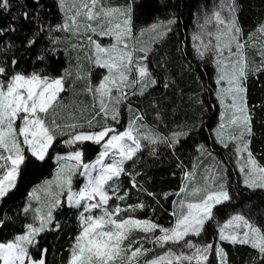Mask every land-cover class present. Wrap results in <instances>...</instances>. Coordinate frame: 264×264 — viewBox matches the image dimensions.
Returning <instances> with one entry per match:
<instances>
[{
    "label": "snow or ice",
    "instance_id": "1",
    "mask_svg": "<svg viewBox=\"0 0 264 264\" xmlns=\"http://www.w3.org/2000/svg\"><path fill=\"white\" fill-rule=\"evenodd\" d=\"M54 3L61 13V22L56 25L42 20L41 0H0V16L7 17L0 25V57L22 47L33 65L32 70L20 68L23 56H14L10 63L0 58V207L15 195L18 180L33 159L45 162L56 144L74 149L56 156L58 163L63 161L54 181L57 192L51 191L53 182H48L43 197L36 189L29 193L23 213L31 216V222L10 240L0 241V264H47L49 249L42 247L44 234L62 230L56 214L65 207L78 213L79 225L68 248L67 264H229L225 243L250 247L256 251L252 264H264V201L253 206L258 210L255 215L251 210H237L226 167L217 169L211 183L201 186L195 182V164L188 169L182 161L177 163L183 187L171 194L179 199L173 201L170 227L151 218L121 215L148 207L144 202L126 203L128 190H121L118 183L122 175L129 177L132 188L146 192L136 179L141 173L129 171L128 163L134 167L148 146H152V157L158 156L155 146L160 144L175 154L182 146V137L197 131L193 125L188 132L161 136L141 123L144 117L138 110L123 130L118 127L121 106L133 111L132 98L150 94L159 84L149 67L154 48L142 44L140 37L154 32L153 43L163 40L178 23L177 17L157 19L138 29L137 9L143 6L139 0H125L118 6L106 0ZM14 7L18 9L15 15ZM240 10L238 0H219L204 24L197 25L199 31L192 34V40L198 59L205 65L211 63L215 71L214 95L222 111L214 140L232 152L240 183L255 193L264 192V164L251 149L254 113L247 93L249 79L264 74V43L255 39V33L245 36ZM25 24L32 25L31 35L20 46L3 41L9 34L23 31ZM208 24L214 25L213 31L206 29ZM255 32L264 35V23ZM55 33H65V39L76 38L71 47L78 56L83 55L86 66L78 60L75 76L68 69L59 75L48 70L61 51V39ZM45 34L47 43L37 48ZM252 49L257 50L258 62L249 59ZM64 52L67 55L66 49ZM97 71L100 78L94 83ZM76 81L82 82L81 94L91 97L92 103L77 104L69 111L65 94L73 91ZM86 142L100 147L96 159L88 163L84 162ZM198 151L208 149L201 144ZM77 175L86 178L79 189L73 183ZM147 195L156 198L155 193ZM112 200L124 202V206L112 205ZM222 213L227 214L226 220L218 219ZM9 220L5 214L0 227ZM210 232L214 235L204 241ZM136 233L142 235L134 238Z\"/></svg>",
    "mask_w": 264,
    "mask_h": 264
},
{
    "label": "trees",
    "instance_id": "2",
    "mask_svg": "<svg viewBox=\"0 0 264 264\" xmlns=\"http://www.w3.org/2000/svg\"><path fill=\"white\" fill-rule=\"evenodd\" d=\"M141 0L142 7L137 9L139 13L137 25L144 27L151 24L157 19L170 18L175 15L178 23L174 26L173 31L168 34L164 42H170L168 48V64L170 65V76L161 75L159 77V86L150 94H146L143 98L144 102L132 100V107H135L144 117V122L148 121V125L152 128L159 129L164 137H169L173 132H188L194 125L197 131L189 136L182 137V146L179 151L173 152L164 144L155 146L158 153L157 157L149 155V148L143 150L141 159L133 167L129 162L127 167L129 171H138L141 173L136 179L146 190L134 189L130 185V179L126 175L120 177L121 190H128L127 204H136L144 202L148 207L143 210H137L135 213L124 212L122 216L132 215L139 219L151 218L158 224L165 227H170L172 223L173 201L176 200L172 193L179 192L182 188L183 175L177 163L182 161L188 168L192 169L193 164L202 166L215 159L208 157L207 161L204 158H199L198 145H205L208 151L205 154L209 156L212 152L217 153L223 158L226 165L229 181L232 185V191L235 195L233 204L237 205V210H251L255 215L258 211L253 208L254 205L261 204L264 201V192L257 191L255 193L243 188L241 176L238 173L236 159L229 149H224L222 145L214 140V132L219 119V104L214 95L215 83L213 77L215 75L214 67L211 63L205 65L198 59L196 53L191 46L192 33H194V20L199 14L207 15L211 13V9L216 3V0ZM15 2V0H14ZM44 9L40 12L42 20L47 24L56 25L61 22V13L55 6L54 0H41ZM208 4L202 10L203 4ZM241 10L239 12V20L243 26L245 36L249 33H255V39L259 43H264V35L255 32L257 27L264 23V0H238ZM167 5L165 8L163 5ZM30 8H35L34 4H30ZM17 8L14 7L12 14L17 13ZM203 11L204 13H201ZM200 17V18H201ZM7 19L5 16H0V25ZM32 25H24V30L15 34H9L3 38L4 42H12L20 46L21 41L26 40L31 35ZM64 33H55L60 39ZM74 42V38H73ZM163 42V43H164ZM47 43V35L41 40L37 48ZM159 46V45H158ZM61 51L58 53V60L51 62L49 71L54 75H59L60 71L67 67L74 68L77 63V52L72 49L70 44L64 43L61 39ZM67 50L65 55L64 50ZM36 49H33L35 52ZM257 50L249 51L250 60L258 62L259 57L256 54ZM163 50L159 55L162 56ZM162 54V55H161ZM19 59L23 56L19 67L27 70H32L33 65L28 56L24 54L21 47L19 52L10 51L5 56L0 58L6 59L9 63L12 58ZM159 56V57H160ZM158 57V58H159ZM159 60V64L162 60ZM80 61V59H79ZM35 67H43V65H35ZM187 67V69H186ZM54 70V71H53ZM71 70V69H69ZM75 76V73H72ZM167 78V79H166ZM165 83H170V86L165 88ZM78 93L80 94L72 100L73 106L77 104H85L90 101L89 96L83 95L82 83L75 82ZM248 104L252 107L253 116V137L251 149L257 161L264 164V74L258 79L251 78L248 81ZM87 113H85L86 115ZM136 114V112L134 113ZM148 118V119H147ZM119 127H123L121 123ZM162 135V136H163ZM69 146L56 144L55 151L51 153V158L45 162H37L33 159L32 164L22 173L18 180V188L15 190V195L11 199H7L3 206L0 207V218L5 214L11 217V220L5 222L3 227H0V241L10 240L15 234L23 231L26 223L31 221L30 216L26 217L23 213L26 198L30 193V189L41 182L43 179L51 176L56 168L55 155L59 152L71 150ZM84 160L88 162L92 160L100 147L92 142H86L83 146ZM177 157L179 159H177ZM201 159V160H200ZM200 160V161H199ZM147 192L155 193L156 198L147 195ZM169 194L164 198V194ZM239 193V195H236ZM116 200H112L115 202ZM124 205V202H121ZM264 207V204H261ZM154 210V211H153ZM232 209H228L231 213ZM78 213L75 210L63 208L56 214V219L61 222L62 230L49 232L44 234L42 247H47L49 253L47 255V264H67L68 248L72 240L77 235L79 225L77 222ZM218 219L221 221L227 219V214L222 213ZM140 236L142 234L136 233ZM214 233L205 235L204 241H207ZM228 253L229 264H252V258L256 256V251L248 246H230L223 245ZM39 255V252H35Z\"/></svg>",
    "mask_w": 264,
    "mask_h": 264
},
{
    "label": "rangeland",
    "instance_id": "3",
    "mask_svg": "<svg viewBox=\"0 0 264 264\" xmlns=\"http://www.w3.org/2000/svg\"><path fill=\"white\" fill-rule=\"evenodd\" d=\"M141 0H139V2H140ZM219 2V0H216V3L214 4V6L217 4ZM106 3H108V4H110L111 6H118V5H122V4H124L125 3V0H106ZM210 3H212V1L210 0ZM208 6V4H203L202 5V10L205 12L206 11V7ZM214 6L212 7V11H213V8H214ZM203 11H201V13H204ZM212 11H211V13H212ZM211 13L210 14H207L208 16H210L211 15ZM201 15L202 14H199L198 15V18L196 17L195 18V22H194V31L193 32H197V31H199V28L197 27V25H200V24H204V19H205V16L206 15H203L202 17H201ZM201 17V18H200ZM168 19V18H167ZM167 19H165V18H161V19H159L160 21H166ZM155 22V21H154ZM153 23V22H152ZM151 23V24H152ZM150 25V24H149ZM148 25H146V26H144V27H147ZM144 27H138V29L139 28H144ZM174 28V27H173ZM206 29L208 30V31H213L214 30V25L213 24H208V25H206ZM163 29H161V31H162ZM258 33V32H257ZM193 34V33H192ZM64 36L61 38L62 39V41L64 42V43H67V44H70V46L71 45H73V44H75L77 41H76V38L75 37H70V38H68V39H65V33L63 34ZM155 35H156V33H154V32H146L143 36H141L140 37V41L142 42V44H144V45H149V46H151V47H153L154 48V51H155V55H152L151 56V64H150V69L153 71V72H155L156 73V75H157V78H158V80H159V77H161V75H166V76H170V65L168 64V62L167 61H169L168 59V56H167V52H168V48H169V46H170V42H164L165 40H166V37L163 39V40H156L155 41V43H153V39H154V37H155ZM73 38H74V42H73ZM207 39V38H206ZM191 41H192V45L191 46H193V44L195 43L193 40H192V38H191ZM105 43H107L108 41L107 40H105L104 41ZM164 42V43H163ZM159 45V46H158ZM163 50V55L162 56H160L159 55V53H160V51H162ZM160 56V57H159ZM77 57H79V59H80V63H82V64H85V66H86V63H85V61H84V57H83V55H79L78 56V54H77ZM160 58V60H162V63L161 64H159V58ZM78 58L76 59V62L75 63H77L78 62V60H79ZM249 59H250V56H249ZM66 69H71V70H69V72H71V73H76V67H74V68H71V67H67ZM186 69H187V67H186ZM99 78H100V72L99 71H97V72H95L94 74H93V82L95 83V82H98V80H99ZM167 79V78H166ZM77 83H82V82H80V81H77ZM158 86L159 85H157V86H155V89L156 88H158ZM154 89V90H155ZM154 90H152V91H154ZM151 91V90H150ZM81 92V91H80ZM80 92L78 93V88H76V86H75V83H74V86H73V91L72 92H70V93H66L65 94V96H66V99L68 100V102H69V105L70 106H72V104H73V102H72V100L77 96V94L79 95L80 94ZM144 96H136V97H133L132 98V100H135L136 101V103L137 102H144L145 101V99L143 98ZM92 103V100H91V98H90V101L89 102H86L85 104H79V105H81V106H87V105H90ZM131 108H132V110L133 111H130L129 110V108H127V107H123V106H121V111H122V119H121V123L123 124V127H119L120 128V130H123V128H124V126H126V124H127V122H128V120L130 119V118H132V117H134L136 114H134L136 111L135 110H137L135 107H132L131 106ZM69 111H71V108L69 107ZM219 111H220V113H221V111H222V109H221V106L219 105ZM220 113H219V119H218V122H217V124L219 123V121H220ZM87 115V114H86ZM148 119V118H147ZM149 121V120H148ZM148 121H146V122H144V120H142L141 121V123L142 124H144V125H146L148 128H150V129H152V130H154L156 133H158V134H160L161 136L163 135V134H161V131L159 130V129H156V128H152V127H150L148 124L149 123H147ZM216 127H217V125L215 126V128L214 129H216ZM212 132H214V130L212 131ZM164 136V135H163ZM148 147H152V146H148ZM72 150H74V149H71V150H67L66 152H59V153H57L56 155H55V164H56V168L53 170V172H52V174H51V176H49V177H47V178H45V179H43L41 182H39V183H37L36 185H34L31 189H30V192H32L34 189H36L40 194H41V196L43 197L44 196V190H45V186H46V184H48V182H53V184H52V187H51V191L52 192H57L58 190H57V188L55 187V185H54V181H55V179H56V176H57V172H58V167H59V165L60 164H62L63 163V161H61V162H59L58 163V161L56 160V156L59 154L60 156H64V155H67V153L69 152V151H72ZM199 158L201 157V156H203V157H201V158H204V161L203 162H205V161H207V159H208V157H214L215 159H213L212 158V160L210 161L211 163H206V164H204V165H202V166H200V164H199V166H197L196 167V169H195V182L197 183V184H199V185H204L205 183H211V176H212V174L213 173H215L216 172V170L217 169H221V170H223V169H225V167H226V165L224 164V160H223V158H221V157H218L219 155L217 154V153H214V152H212L209 156H207L206 154H205V152H203V153H201V152H199ZM97 156V155H96ZM96 159V157H94L92 160H90V161H88V162H91V161H94ZM201 160V159H200ZM199 160V161H200ZM84 162H85V160H84ZM88 162H85V163H88ZM237 164V163H236ZM227 168V167H226ZM237 169H238V165H237ZM205 177H209V179L206 181L205 180ZM85 181H86V178L85 177H83V176H80V175H77L75 178H74V188H76V189H79V187L81 186V185H83L84 183H85ZM120 181V180H119ZM119 181H118V183H119ZM119 185H120V183H119ZM183 187V186H182ZM121 188V187H120ZM179 198L178 197H176V200H178ZM28 200H29V195H28V197L26 198V203H25V206H26V204H27V202H28ZM33 203V205L35 206V201H33L32 202ZM110 203L112 204V205H115L116 203H121V202H119V201H115V202H112V201H110ZM137 204V203H136ZM130 205H134L133 203H131ZM121 206L123 207L124 205H122L121 204ZM30 218H31V216H30ZM31 222V221H30ZM137 237V235H134V238H136ZM145 247H148V245H145Z\"/></svg>",
    "mask_w": 264,
    "mask_h": 264
}]
</instances>
